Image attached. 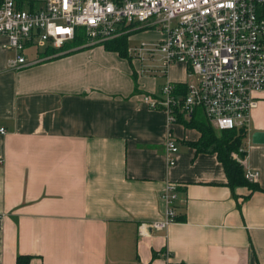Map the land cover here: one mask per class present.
Masks as SVG:
<instances>
[{
  "label": "crops",
  "instance_id": "obj_1",
  "mask_svg": "<svg viewBox=\"0 0 264 264\" xmlns=\"http://www.w3.org/2000/svg\"><path fill=\"white\" fill-rule=\"evenodd\" d=\"M6 43L0 36V264H264V93L237 151L261 191L233 197L216 156L188 145L199 133L142 102L166 82L184 85V65L146 71L96 44L42 58L27 48L28 66L14 70ZM167 183L177 221L139 235L163 218Z\"/></svg>",
  "mask_w": 264,
  "mask_h": 264
},
{
  "label": "built area",
  "instance_id": "obj_2",
  "mask_svg": "<svg viewBox=\"0 0 264 264\" xmlns=\"http://www.w3.org/2000/svg\"><path fill=\"white\" fill-rule=\"evenodd\" d=\"M144 26L158 28L163 38L141 41L128 53L140 60L159 56L162 72L182 64L187 81L166 82L159 97L145 95L142 102L164 112L169 125L178 115L188 119L200 111L215 130L247 129L256 94L264 93V0H42L34 11L0 0V36L15 54L9 61L14 70L28 66L27 48L61 49L77 30L93 45ZM165 150L167 165L173 166L178 147L171 135ZM231 157L244 168L245 179L256 184L259 174L246 168L237 152ZM162 199L163 218L140 225L139 235L176 222L177 185L167 183Z\"/></svg>",
  "mask_w": 264,
  "mask_h": 264
},
{
  "label": "trees",
  "instance_id": "obj_3",
  "mask_svg": "<svg viewBox=\"0 0 264 264\" xmlns=\"http://www.w3.org/2000/svg\"><path fill=\"white\" fill-rule=\"evenodd\" d=\"M128 36V34H121L114 39L104 41L97 45L102 46L107 52L116 53L120 58L130 60L127 57ZM83 43H87V41L82 35V32L77 30L72 42L67 43L61 49L49 47L45 49L41 55L47 56L48 54H56L65 48L80 47L83 45ZM199 113L200 111H198L196 114H192L188 119H184L181 115H178L177 117V123L182 124L187 129L196 130L200 135L196 142L188 143V145L194 148L197 153H207L216 156L217 160L223 167L227 180L226 186L231 190L233 197H236L234 195V189L236 187H246L250 190V192L261 191V189L256 184L249 183L245 179L242 167L231 157L232 153H236L239 150L242 141L246 136V128L218 131L211 127L203 115L201 116ZM29 260V256H18L16 259V264H29Z\"/></svg>",
  "mask_w": 264,
  "mask_h": 264
},
{
  "label": "rangeland",
  "instance_id": "obj_4",
  "mask_svg": "<svg viewBox=\"0 0 264 264\" xmlns=\"http://www.w3.org/2000/svg\"><path fill=\"white\" fill-rule=\"evenodd\" d=\"M158 30V28H150L148 26H144V27H140V28H136L135 30H131V31H128L126 33H123V34H128L129 36L127 37V50L129 48H134V47H138L140 46V43L141 41H144V42H150L151 40H148L147 38H155V37H158L161 32L160 31H156ZM144 32H148L147 34H145ZM116 37H113L111 39H114ZM110 40V39H108ZM107 41V40H105ZM104 42V41H102ZM100 42V43H102ZM96 44H99V43H96ZM96 44H93V45H96ZM92 46V45H88L87 43H83L82 46ZM66 49V48H65ZM65 49H62V50H65ZM52 55H55V54H51V55H47V56H40V54H38V57L42 58V57H50ZM127 57L131 60V59H139L140 56H135V55H132L130 53H128L127 51ZM142 59L139 61H141L143 63V66L145 68V70L147 71L148 68L150 67H154V68H161V61H160V57L159 56H155L154 59L150 60V58L148 56H145L143 55L141 57Z\"/></svg>",
  "mask_w": 264,
  "mask_h": 264
},
{
  "label": "water",
  "instance_id": "obj_5",
  "mask_svg": "<svg viewBox=\"0 0 264 264\" xmlns=\"http://www.w3.org/2000/svg\"><path fill=\"white\" fill-rule=\"evenodd\" d=\"M256 137H257V136H254V137H253V141H255V140H256ZM258 137H259V135H258Z\"/></svg>",
  "mask_w": 264,
  "mask_h": 264
}]
</instances>
